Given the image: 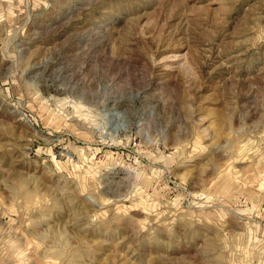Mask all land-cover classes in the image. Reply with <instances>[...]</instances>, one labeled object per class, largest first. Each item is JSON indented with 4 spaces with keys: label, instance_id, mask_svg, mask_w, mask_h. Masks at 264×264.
<instances>
[{
    "label": "rangeland",
    "instance_id": "obj_1",
    "mask_svg": "<svg viewBox=\"0 0 264 264\" xmlns=\"http://www.w3.org/2000/svg\"><path fill=\"white\" fill-rule=\"evenodd\" d=\"M0 264H264V0H0Z\"/></svg>",
    "mask_w": 264,
    "mask_h": 264
}]
</instances>
